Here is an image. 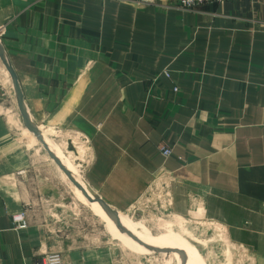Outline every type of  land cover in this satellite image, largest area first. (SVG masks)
<instances>
[{"label":"crops","instance_id":"0c3cea01","mask_svg":"<svg viewBox=\"0 0 264 264\" xmlns=\"http://www.w3.org/2000/svg\"><path fill=\"white\" fill-rule=\"evenodd\" d=\"M169 2L0 0V50L25 115L80 139L78 180L102 212L98 198L124 213L167 177L176 213L201 199L264 264V0L194 12ZM17 109L0 57V264H37L49 254L64 264H110L106 244L92 245L87 225L59 200L36 206L50 197L34 184L43 181L13 126ZM20 211L27 227L14 230Z\"/></svg>","mask_w":264,"mask_h":264},{"label":"rangeland","instance_id":"374dc122","mask_svg":"<svg viewBox=\"0 0 264 264\" xmlns=\"http://www.w3.org/2000/svg\"><path fill=\"white\" fill-rule=\"evenodd\" d=\"M25 120L29 128L22 125L17 109L13 126L16 125L20 132L18 138L26 142L29 149L32 148L34 165L31 171L43 181L34 184L39 186L38 192L45 190L50 197L48 202L39 199L36 206L52 207L57 204L53 198L59 200V209L68 213L70 219L76 218L80 225H87V240L92 245L106 244L110 264H114L113 260L118 256L123 260L116 264H256L253 249L243 243L241 233L227 229L225 224L209 216L201 199L190 198L191 207L186 213H176L173 208V182L167 177L156 179L137 204L120 214L106 209L102 212L91 192L87 191V200L76 196L70 181L63 179L60 175L62 171L46 150L60 164L64 162V167L65 161H68L80 174L84 159L80 139L73 134L51 133L48 129L38 128L26 115ZM43 203L45 206H42ZM175 236H178L177 243L173 239ZM59 257L62 260L61 255Z\"/></svg>","mask_w":264,"mask_h":264},{"label":"built area","instance_id":"2783aa9c","mask_svg":"<svg viewBox=\"0 0 264 264\" xmlns=\"http://www.w3.org/2000/svg\"><path fill=\"white\" fill-rule=\"evenodd\" d=\"M161 0H134V2L142 5H156L160 3ZM167 1V0H166ZM225 1H234V0H172V3L169 2V6L179 9L186 12L198 11L203 5L222 3ZM162 75L169 79L170 73L168 70H164ZM173 91H177V88L174 87ZM161 155L165 158L171 155V149L167 146H161L159 149ZM11 222L14 230H23L27 227V218L24 211L17 212L11 216ZM37 264H63L59 255L49 254L44 256L40 262Z\"/></svg>","mask_w":264,"mask_h":264},{"label":"water","instance_id":"95a60500","mask_svg":"<svg viewBox=\"0 0 264 264\" xmlns=\"http://www.w3.org/2000/svg\"><path fill=\"white\" fill-rule=\"evenodd\" d=\"M0 57H1L2 61L5 63L7 71L9 72V75H10L11 80H12L13 89H14L15 95L17 96V107H18V111H19L20 116H21L22 125L25 126L26 128H29V126L25 120V104L23 101V96H22L18 81H17V77H16L14 71L6 64L1 50H0ZM44 149L46 150V148H44ZM46 151L48 152L50 157L54 160L55 164L59 167V169L66 175V177L70 181V183L73 184L74 186H76L75 183L73 182V180L71 178H69V175L67 174L66 170L57 161V159L55 157H53L52 153L48 150H46ZM98 200L106 210H108L109 212H115L108 205H106L100 198H98Z\"/></svg>","mask_w":264,"mask_h":264},{"label":"bare ground","instance_id":"6f19581e","mask_svg":"<svg viewBox=\"0 0 264 264\" xmlns=\"http://www.w3.org/2000/svg\"><path fill=\"white\" fill-rule=\"evenodd\" d=\"M40 134L42 136H44L43 133H40ZM44 137H46V136H44ZM47 142H49V141H47ZM61 165L66 170L67 174L69 175V178H71L73 180V182L75 183V185H76V186H74L73 184H70L71 187H73L74 189L76 188V191H78L79 195L87 200L88 199V194L82 189V185H81L80 181L78 180L79 174L75 170H73V168L69 165V162L68 161H65V166L66 167H64V162ZM60 175L63 177V179L67 180V177H66V175L63 172L60 173ZM78 188L81 189L82 191L79 190ZM109 219H114V218L111 217ZM175 237L176 238H173V239H175L176 240L175 242L177 243V237L178 236H175Z\"/></svg>","mask_w":264,"mask_h":264}]
</instances>
